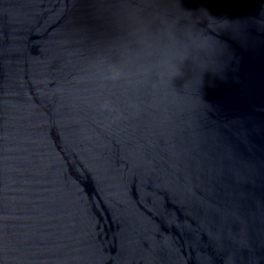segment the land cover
<instances>
[{
	"label": "water",
	"instance_id": "obj_1",
	"mask_svg": "<svg viewBox=\"0 0 264 264\" xmlns=\"http://www.w3.org/2000/svg\"><path fill=\"white\" fill-rule=\"evenodd\" d=\"M0 264H264V0H0Z\"/></svg>",
	"mask_w": 264,
	"mask_h": 264
}]
</instances>
